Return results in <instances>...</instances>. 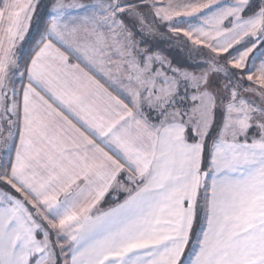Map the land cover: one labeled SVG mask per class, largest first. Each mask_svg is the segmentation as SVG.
Returning a JSON list of instances; mask_svg holds the SVG:
<instances>
[{"label":"snow or ice","instance_id":"6c2138e0","mask_svg":"<svg viewBox=\"0 0 264 264\" xmlns=\"http://www.w3.org/2000/svg\"><path fill=\"white\" fill-rule=\"evenodd\" d=\"M48 4L0 0V264H264V0Z\"/></svg>","mask_w":264,"mask_h":264},{"label":"rangeland","instance_id":"374dc122","mask_svg":"<svg viewBox=\"0 0 264 264\" xmlns=\"http://www.w3.org/2000/svg\"><path fill=\"white\" fill-rule=\"evenodd\" d=\"M43 1V0H41ZM160 2V1H158ZM230 2V0H229ZM143 12L145 14V16L147 17L148 21L151 22L152 17L150 15V9H143ZM138 28L139 25L137 24ZM171 37V33L168 32L167 27H160L155 34H146V35H141L138 34L137 35V39L139 40H143L144 42H146V45H150L153 48H155L156 45H160L161 43L165 44V41H161V40H166L168 39V41L170 42L168 48H169V60H171L174 64V66H185L187 67L190 64H195L197 60L200 59V57L196 56L195 54H193L192 56H189V53L186 50L183 49H179V47H177V42L174 39H170ZM174 47V48H173ZM173 57H180V61H174L172 60ZM191 70V69H190ZM199 70V69H197ZM115 195H110L108 197V202H112L114 201Z\"/></svg>","mask_w":264,"mask_h":264},{"label":"crops","instance_id":"0c3cea01","mask_svg":"<svg viewBox=\"0 0 264 264\" xmlns=\"http://www.w3.org/2000/svg\"><path fill=\"white\" fill-rule=\"evenodd\" d=\"M43 1H45V0H43ZM158 1H160V2H166V0H158ZM42 1L40 0V3H41ZM82 2H84V3H89V2H91V0H82ZM49 7H50V5H48ZM39 8L37 9V12H39ZM134 22H129V24H130V27L132 26V24H133ZM135 31H137V32H139V28H138V26H137V24L135 25ZM147 33H144V34H142V35H146ZM136 40H138L137 39V35H136ZM161 41H165V44H163V43H161L160 45H156L155 46V48H153L152 46H150V45H146L147 43L146 42H143V43H141L140 44V47L141 48H145V47H151L152 48V50L153 51H159V52H161V54L162 55H164V56H166L168 59H169V48H168V46H169V44H170V42L168 41V39H166V40H161ZM169 43V44H168ZM178 47V46H177ZM174 48V47H173ZM179 49H180V47H179ZM172 60H174V61H180V57H173L172 58ZM73 62H75V61H73ZM17 139H18V137H17ZM121 179H123V177H121ZM108 195H115V200L113 201V202H115V203H118V202H121V201H123V199L125 198V193L118 187V186H114V187H112V188H110L109 190H108V192H106L105 193V195H104V197H103V199L101 200V202H100V204H99V208L100 209H107L108 207H110V206H113V205H107V203L105 202V198H106V196H108Z\"/></svg>","mask_w":264,"mask_h":264},{"label":"trees","instance_id":"16d2710c","mask_svg":"<svg viewBox=\"0 0 264 264\" xmlns=\"http://www.w3.org/2000/svg\"><path fill=\"white\" fill-rule=\"evenodd\" d=\"M44 5H49L48 4V0H45V1H42L41 2V7L39 8L40 10H39V12H44V11H46V8L44 7ZM110 195H108V196H106V198H105V202L107 203V205H114L115 204V202H108V197H109Z\"/></svg>","mask_w":264,"mask_h":264}]
</instances>
